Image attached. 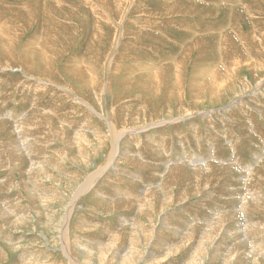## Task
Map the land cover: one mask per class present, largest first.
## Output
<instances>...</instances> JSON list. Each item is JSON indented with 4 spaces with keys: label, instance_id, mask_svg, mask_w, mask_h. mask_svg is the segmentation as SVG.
I'll return each mask as SVG.
<instances>
[{
    "label": "rangeland",
    "instance_id": "1",
    "mask_svg": "<svg viewBox=\"0 0 264 264\" xmlns=\"http://www.w3.org/2000/svg\"><path fill=\"white\" fill-rule=\"evenodd\" d=\"M8 29L0 264H264V0H0Z\"/></svg>",
    "mask_w": 264,
    "mask_h": 264
},
{
    "label": "bare ground",
    "instance_id": "2",
    "mask_svg": "<svg viewBox=\"0 0 264 264\" xmlns=\"http://www.w3.org/2000/svg\"><path fill=\"white\" fill-rule=\"evenodd\" d=\"M27 9V8H26ZM17 14H18V12H16ZM20 14V13H19ZM124 23V22H123ZM5 24H7V23H5ZM3 25V24H2ZM11 25V24H10ZM5 26V25H4ZM3 26V27H4ZM7 26V25H6ZM1 31V30H0ZM10 32V29H8V30H4V32H2L1 31V33H0V38L4 41V42H6V43H8V44H14V41H15V38H16V36H14V38H13V35L12 34H10L9 33ZM5 43V44H6ZM115 44V43H114ZM113 44V45H114ZM9 46H11V45H9ZM12 47V46H11ZM1 48V47H0ZM113 48V47H112ZM3 49V47L1 48V50ZM7 49V48H6ZM12 48H10L9 49V51H7V52H10V50H11ZM4 50V49H3ZM2 52V51H1ZM113 52V51H112ZM4 54V53H3ZM2 55V54H1ZM111 56V55H110ZM231 58V57H230ZM17 59H19V58H17ZM228 59V58H227ZM229 60V59H228ZM231 60V59H230ZM226 61V60H225ZM232 61L233 62H236V60H233V58H232V60L230 61V62H226V63H223V66H225L226 68L225 69H223V70H226V71H224V75H227L228 73H232V74H234L235 73V68L233 67H231V66H233L232 65ZM25 63V62H24ZM239 63V62H238ZM237 63V64H238ZM236 64V63H235ZM6 67V66H5ZM232 69H231V68ZM5 69H7V68H3V70H5ZM236 72H237V70H236ZM74 76H78L79 77V74L78 73H75V74H73ZM81 75V74H80ZM223 75V76H224ZM167 76V75H166ZM222 76V77H223ZM82 77V76H81ZM82 81H84L83 79H81ZM91 81V80H90ZM44 83H45V81H44ZM48 84H50V83H48ZM52 85V84H51ZM50 85V86H51ZM90 85H92V84H89V86ZM58 86V85H57ZM46 87V86H45ZM58 88V87H57ZM63 88V87H62ZM89 89V88H88ZM69 90V89H68ZM66 92H67V90H66ZM71 92V91H70ZM90 93V92H89ZM71 94V93H70ZM72 96H73V94H71ZM70 96V95H69ZM90 96V95H89ZM170 96V95H169ZM70 98V97H69ZM71 100V99H70ZM69 100V101H70ZM80 100V99H79ZM78 100V101H79ZM78 101H75V102H78ZM85 102V101H84ZM83 103V102H82ZM88 103V102H87ZM77 104V103H76ZM59 105V104H58ZM87 104H85V106H86ZM75 108V107H74ZM86 108V107H85ZM88 109V108H87ZM74 110V109H73ZM56 111V110H55ZM256 111V110H255ZM83 112V111H82ZM92 112V111H91ZM69 113V112H68ZM86 113V112H85ZM71 114V113H70ZM189 114H191V113H189ZM75 116H76V114H74ZM84 115V114H83ZM42 116V115H41ZM57 116V115H56ZM86 116H87V113H86ZM46 117H48V114H46V113H44V116H42V120L43 119H45ZM87 117H89V114H88V116ZM73 118V117H72ZM93 118V117H92ZM88 119V118H87ZM86 120V119H85ZM89 120V119H88ZM87 120V121H88ZM65 121V120H64ZM92 121V120H91ZM27 122H29V120L27 121ZM67 122V121H66ZM84 122H86V121H84ZM84 122H83V124H84ZM63 123V122H62ZM87 123V122H86ZM94 123V122H93ZM17 125H16V128L17 129H19V130H23L24 128H25V126H28V125H30L31 126V128L33 127L34 129H37L36 127L38 126L39 127V130H41L42 129V126L43 127H45V129H49L50 127H51V125L50 124H48V123H46V122H40V121H38V122H33V123H31V124H27V123H25V120H22V121H20V122H17L16 123ZM66 124V123H65ZM67 124H68V122H67ZM81 124V123H80ZM89 124V123H88ZM160 124V123H159ZM86 125V124H85ZM111 125V124H110ZM113 125H115V124H112V128H111V136H112V140L114 141V144H113V150L111 151V155H110V162H109V164H111V162L116 158V156H117V154H118V151H119V144H118V140L119 139H121V136L122 135H124L125 133L123 132V134H120L119 135V132H117V131H115L114 130V128H113ZM64 127H65V125H63ZM63 126H62V124H61V127H62V129H63ZM83 126V125H82ZM88 126L89 125H86V127L85 128H87V130H88ZM95 126V125H94ZM78 127V126H77ZM90 128V127H89ZM110 128V127H109ZM65 129V128H64ZM63 129V130H64ZM118 129V128H117ZM146 129V128H145ZM39 130H37V131H39ZM82 130V129H81ZM127 130V129H126ZM85 131V130H84ZM101 131V130H100ZM18 132V131H17ZM25 132H29V128H27V130L25 131ZM127 132V131H126ZM99 133V132H98ZM98 133H97V135H98ZM102 133V132H101ZM122 133V132H121ZM138 133H140V132H138ZM103 134V133H102ZM110 134V133H109ZM91 135H92V133H91ZM77 136L78 135H76V138H77ZM82 133L78 136V137H80V138H82ZM100 136V135H99ZM99 136H98V138H99ZM127 136V135H126ZM129 136V135H128ZM93 137V136H92ZM31 138V137H30ZM30 138H24V142L22 143V145H23V150L21 151V150H17V151H19V153H23V152H31V150H30V148L29 147H31V142L29 141V139ZM83 138H85V136H83ZM87 138H88V136H87ZM94 138H95V136H94ZM78 139V138H77ZM96 139H97V136H96ZM79 140V139H78ZM122 140V139H121ZM21 141V140H20ZM80 142H81V140H79ZM83 141V140H82ZM84 141H86V140H84ZM90 141V140H89ZM92 141V140H91ZM100 141V140H99ZM103 141V140H102ZM108 141V140H107ZM110 141V140H109ZM75 142V141H74ZM93 142V141H92ZM112 142V141H111ZM87 143V142H86ZM106 143V142H105ZM88 144V143H87ZM93 144V143H92ZM103 145V144H102ZM105 145V144H104ZM109 146V145H108ZM99 147V146H98ZM105 147V146H104ZM163 148V147H162ZM127 152V151H126ZM18 159V158H17ZM198 159V158H197ZM198 161V160H197ZM203 161V160H202ZM88 162V161H87ZM138 164H140V163H138ZM33 166V165H32ZM35 166V165H34ZM107 167V166H106ZM208 167H210V166H208ZM207 167V168H208ZM32 169V168H31ZM167 169V168H166ZM173 169V168H172ZM168 170V169H167ZM105 172V169H103L102 171H100L97 175H96V178L95 179H98L99 178V176L101 177V174H103ZM110 172V171H109ZM107 173V172H106ZM109 175V174H108ZM107 176V175H106ZM97 181V180H96ZM95 181V182H96ZM86 186V185H85ZM145 190V189H144ZM151 190H149V192H150ZM38 192V191H37ZM148 194V193H147ZM147 194H146V196H147ZM102 197V196H101ZM250 197H253L254 199H256V196L253 194V195H250ZM104 198V197H103ZM102 198V199H103ZM144 199V198H143ZM130 200V199H129ZM143 201V200H142ZM140 202V201H139ZM143 202H145V201H143ZM242 212H244L243 211V209L241 210ZM220 226V225H219ZM249 227H251V226H249ZM219 228V227H218ZM112 247V246H111ZM108 248V247H107ZM137 255V254H136ZM130 257V256H129ZM90 258V257H89ZM135 260V259H134ZM126 264H130V260L129 261H126L125 262Z\"/></svg>",
    "mask_w": 264,
    "mask_h": 264
}]
</instances>
